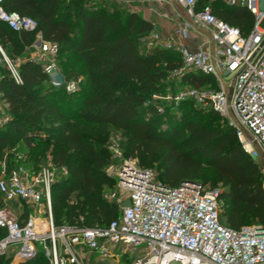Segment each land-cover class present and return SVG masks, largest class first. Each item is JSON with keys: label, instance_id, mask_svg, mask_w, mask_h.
Masks as SVG:
<instances>
[{"label": "trees", "instance_id": "obj_1", "mask_svg": "<svg viewBox=\"0 0 264 264\" xmlns=\"http://www.w3.org/2000/svg\"><path fill=\"white\" fill-rule=\"evenodd\" d=\"M112 2L111 7L105 0H2L6 10L36 20L33 29L25 30L0 19V50L10 61L17 59L20 76L14 81L0 54V101L7 115L0 124L4 172L15 163L14 146L33 167L45 155L66 169L50 184L54 224H105L119 214L117 203L102 192L115 187V177L104 171L109 161L104 141L111 128L124 137V151L139 166H155L161 183L196 180L218 187L223 224L264 228V173L242 148L234 128L211 107L191 99L156 109L150 97L171 84L179 53L149 44L145 36L152 22ZM204 3L242 34L254 22L244 6L198 0L196 7ZM37 33L55 44V64L63 77L79 78L74 89L52 84L43 62L28 55L25 47ZM179 80L216 87L211 75L198 71ZM12 259V253L2 254L0 264H48L40 247L27 259Z\"/></svg>", "mask_w": 264, "mask_h": 264}, {"label": "built area", "instance_id": "obj_2", "mask_svg": "<svg viewBox=\"0 0 264 264\" xmlns=\"http://www.w3.org/2000/svg\"><path fill=\"white\" fill-rule=\"evenodd\" d=\"M148 1L152 6L168 1L182 8L185 18L175 29L180 36L194 30L206 34L194 49L156 33L147 35L149 44L179 53L173 75L181 78L186 72L198 71L211 75L216 83V87L184 83L172 93H153L150 101L158 111L162 110L159 99L173 104L191 99L201 107H211L234 128L242 148L257 162L251 139L264 154V26H257L264 17V0H222L244 6L253 15L254 22L245 34L218 18L208 3L196 7L198 0ZM1 2L0 19L9 27L31 30L36 26L34 18L6 10ZM37 35L41 47L37 59H44L43 70L51 83L63 85L67 91L74 89L79 78L63 77L55 64V44ZM0 52L12 78L19 82L16 67ZM225 75H231L229 81ZM6 118L3 113L0 124ZM11 150L15 163L0 176V228L4 229L0 256L12 253L16 261L24 260L40 247L48 264H90L91 253L104 262L126 254L122 264H264V228L251 224L233 229L223 224L218 217V187H204L196 180L168 186L149 168L139 166L135 158H125L110 166L115 187L103 192L117 203L116 217L99 225H55L50 184L66 169L48 158L33 167L17 146ZM124 198L129 204L121 206ZM23 210L25 214L19 218Z\"/></svg>", "mask_w": 264, "mask_h": 264}, {"label": "rangeland", "instance_id": "obj_3", "mask_svg": "<svg viewBox=\"0 0 264 264\" xmlns=\"http://www.w3.org/2000/svg\"><path fill=\"white\" fill-rule=\"evenodd\" d=\"M105 1L107 2V5H111V7H112V4L111 3H113L112 1L123 3L122 0H105ZM257 26H259V27H263L264 26V17H261L257 21ZM25 50L27 51L28 55L31 58H34L35 60H39V61L44 60L43 58L37 59V55L41 52V47H39V44H38V35H36L35 39L33 40V42L29 46L25 47ZM0 54H1V52H0ZM10 62L14 66L17 65V59L11 60ZM224 78L227 81H229L230 78H231V75H225ZM182 84H184V83L181 82L179 80V78H176L175 76H172L171 84H168L166 86V89H165V91L163 93H158V94L165 95V94H168V93H172L178 86H180ZM77 85H78V83L76 84V86ZM158 102L161 104L162 108H165V107L169 108V106L171 107L172 104H173L172 102L169 101V99H159ZM3 111H4V105L0 101V116L4 113ZM41 137H44V134H43V136L41 135ZM35 143H32V146H34ZM104 146H105L106 150L109 152V161L104 166V171L109 176H113L112 175L113 174L112 173L113 170H112V168H110V166L113 167L114 165L119 164L125 158H135V157H133L130 154V152H125L124 151V147H123L124 146V137L120 134V132L115 131V130H112L111 128L109 129V132L107 134V137H106V139L104 141ZM36 148H34V149H36ZM42 157H43L42 158V162H40V164H43L46 161L45 160L46 156L43 155ZM136 161H137V159H136ZM147 168H149L151 170L152 175L155 178H158V176H157V169L155 168L154 165L149 166ZM3 171H5V170H4L3 167H1L0 168V176L3 175V173H4ZM56 172H58V171H56ZM262 172L264 173V171H262ZM201 184L204 187H210V185L208 184V182H203ZM262 185L264 186V181H263ZM109 189H110V187H104L102 192L107 191ZM16 209H18V208H16ZM221 211H222V209L220 210V212ZM39 214H41V213H39ZM14 246L16 248L17 247V244H14ZM88 257H89L90 264H122L127 259V255L126 254H123L122 256H119L117 259H112V260H110L108 262H104L103 260L99 259L93 253L89 254ZM15 262H16V260L15 259H12V263H15ZM171 264H176V263L173 262Z\"/></svg>", "mask_w": 264, "mask_h": 264}, {"label": "crops", "instance_id": "obj_4", "mask_svg": "<svg viewBox=\"0 0 264 264\" xmlns=\"http://www.w3.org/2000/svg\"><path fill=\"white\" fill-rule=\"evenodd\" d=\"M122 1L124 5L130 9L139 11L144 18L152 22L153 28L149 33H156L159 37L169 38L191 49L200 45L206 37L205 32L201 30L190 31L186 37L180 36L175 31L178 22L185 18V14L181 7L172 2L162 1L154 3V6H152L148 0ZM169 15H172L173 18H169ZM147 35L145 36L146 40ZM14 211L19 214L20 210L15 208Z\"/></svg>", "mask_w": 264, "mask_h": 264}, {"label": "water", "instance_id": "obj_5", "mask_svg": "<svg viewBox=\"0 0 264 264\" xmlns=\"http://www.w3.org/2000/svg\"><path fill=\"white\" fill-rule=\"evenodd\" d=\"M247 137L249 139H251V136L250 135H247ZM251 142L254 146V148L256 149L257 151V154H258V159H257V167L259 170L261 171H264V154L260 148V146L257 144V142L253 139H251ZM129 204V199L128 198H124L121 202H120V205L121 206H125V205H128Z\"/></svg>", "mask_w": 264, "mask_h": 264}, {"label": "bare ground", "instance_id": "obj_6", "mask_svg": "<svg viewBox=\"0 0 264 264\" xmlns=\"http://www.w3.org/2000/svg\"><path fill=\"white\" fill-rule=\"evenodd\" d=\"M250 145L249 144H247V147H249Z\"/></svg>", "mask_w": 264, "mask_h": 264}]
</instances>
